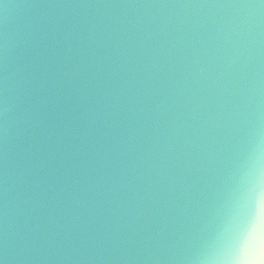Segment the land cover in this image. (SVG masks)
<instances>
[{
  "label": "water",
  "instance_id": "water-1",
  "mask_svg": "<svg viewBox=\"0 0 264 264\" xmlns=\"http://www.w3.org/2000/svg\"><path fill=\"white\" fill-rule=\"evenodd\" d=\"M249 191L262 0H0V264H220Z\"/></svg>",
  "mask_w": 264,
  "mask_h": 264
},
{
  "label": "snow or ice",
  "instance_id": "snow-or-ice-1",
  "mask_svg": "<svg viewBox=\"0 0 264 264\" xmlns=\"http://www.w3.org/2000/svg\"><path fill=\"white\" fill-rule=\"evenodd\" d=\"M262 200L264 197L260 192H247L244 197L246 210L238 213L232 231V246L241 260L264 261V255H260L261 249L264 248V216L259 211L254 214L249 212L250 203L259 208Z\"/></svg>",
  "mask_w": 264,
  "mask_h": 264
},
{
  "label": "clouds",
  "instance_id": "clouds-1",
  "mask_svg": "<svg viewBox=\"0 0 264 264\" xmlns=\"http://www.w3.org/2000/svg\"><path fill=\"white\" fill-rule=\"evenodd\" d=\"M260 255H264V248L261 249ZM217 259L220 260V264H264V261L258 259L241 260L234 247H232L222 257H218Z\"/></svg>",
  "mask_w": 264,
  "mask_h": 264
}]
</instances>
